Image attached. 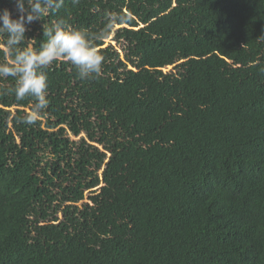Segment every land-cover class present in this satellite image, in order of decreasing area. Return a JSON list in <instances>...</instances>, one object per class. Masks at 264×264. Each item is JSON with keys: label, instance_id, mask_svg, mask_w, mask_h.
<instances>
[{"label": "trees", "instance_id": "1", "mask_svg": "<svg viewBox=\"0 0 264 264\" xmlns=\"http://www.w3.org/2000/svg\"><path fill=\"white\" fill-rule=\"evenodd\" d=\"M45 2L34 47L125 19L100 76L47 69L37 124L0 94V264H264V0Z\"/></svg>", "mask_w": 264, "mask_h": 264}, {"label": "clouds", "instance_id": "2", "mask_svg": "<svg viewBox=\"0 0 264 264\" xmlns=\"http://www.w3.org/2000/svg\"><path fill=\"white\" fill-rule=\"evenodd\" d=\"M49 2L59 8L62 0ZM13 3L15 16L7 8L0 9V55L6 58L0 61V80L11 78L12 81L11 87L0 94L10 95L16 102L31 100L21 123L33 125L43 119L49 105L47 69L56 61H67L82 81L100 76L105 57L95 42L123 23L125 17L108 12L104 27L94 34L74 28L63 19L46 27L42 24L46 39L34 47L28 44L33 40L26 37L28 26L48 14L49 4L45 0H13Z\"/></svg>", "mask_w": 264, "mask_h": 264}, {"label": "rangeland", "instance_id": "3", "mask_svg": "<svg viewBox=\"0 0 264 264\" xmlns=\"http://www.w3.org/2000/svg\"><path fill=\"white\" fill-rule=\"evenodd\" d=\"M113 37H114V32H112V34H110V36H109L107 39H105V41H104V45H105V46H108V45H115L114 40H113ZM69 136H70V138L73 139V140H79V139H80L82 136H84V135L81 134V135L78 136V137H74L71 133H69Z\"/></svg>", "mask_w": 264, "mask_h": 264}, {"label": "bare ground", "instance_id": "4", "mask_svg": "<svg viewBox=\"0 0 264 264\" xmlns=\"http://www.w3.org/2000/svg\"><path fill=\"white\" fill-rule=\"evenodd\" d=\"M253 133V132H252Z\"/></svg>", "mask_w": 264, "mask_h": 264}]
</instances>
